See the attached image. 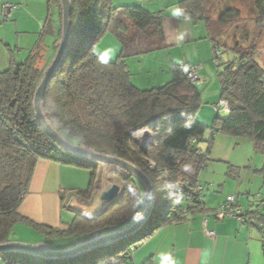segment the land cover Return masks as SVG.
Returning <instances> with one entry per match:
<instances>
[{
  "label": "trees",
  "instance_id": "trees-1",
  "mask_svg": "<svg viewBox=\"0 0 264 264\" xmlns=\"http://www.w3.org/2000/svg\"><path fill=\"white\" fill-rule=\"evenodd\" d=\"M7 1L0 0V5ZM71 2L70 40L65 58L47 89L45 115L72 143L128 161L148 175L157 196L148 223H153V229L129 245L126 240L146 227L120 241L58 260L2 253L5 264H131L132 244L164 226L184 222L195 211L205 210L200 176L209 162L217 133L250 140L264 156V68L258 49L264 38V0L180 3L183 17L205 23L214 50L222 56L228 54L227 61L216 67L220 101H228L229 113H217L212 126L197 120L201 94L198 85L188 81L184 67L175 66L174 78L161 87L142 90L132 83L128 59L168 48L162 13H151L140 6L118 7L114 0ZM49 5H56L59 11L51 56H45L42 46H38L24 62L11 59L8 69L0 72V244L10 241L18 224L28 222L18 210L29 193L38 160L91 169L94 180L103 165L69 155L35 117L34 93L54 57L62 29L60 0H52ZM244 8L251 12V18L245 19L248 27H240ZM233 28L240 32L239 37L230 38L228 31ZM108 35L121 47L115 61L95 51ZM203 143H208L206 149ZM110 167L122 183L121 195L106 204L99 215H77L67 230L38 225L34 228L46 235V240L62 238L73 244L94 233L108 234L133 224L144 209L141 202L145 190L128 172ZM181 188L183 195L178 193ZM92 191L93 185L83 194L91 195ZM162 196L171 200L160 204ZM184 196L190 200L185 201ZM258 208L259 204L253 201L247 214L264 223V211L259 214ZM157 209L164 213L158 214Z\"/></svg>",
  "mask_w": 264,
  "mask_h": 264
},
{
  "label": "crops",
  "instance_id": "crops-1",
  "mask_svg": "<svg viewBox=\"0 0 264 264\" xmlns=\"http://www.w3.org/2000/svg\"><path fill=\"white\" fill-rule=\"evenodd\" d=\"M8 1L14 4L15 9L10 13L7 21L12 19L13 22L20 25L23 15L29 13L26 18L23 17V22H28L29 27L31 24L36 26V29L31 33L34 34L35 39L37 35V40L33 44L29 56L38 46H42L41 51L47 56L48 51H52L59 23L58 21L52 29L48 22L49 18L45 21V3L49 5L48 0H45L46 2L43 0ZM182 1L114 0L115 6L118 7L140 6L148 12L163 14L164 32L168 48L150 54L148 57L127 60L128 66L132 64V66H129L132 72L134 67L137 68V65H142L147 58H154L156 64L164 67L158 79L153 76L132 78V83L142 90L161 87L170 82L172 80L170 72H166L165 68L174 69L175 66L192 65L198 67L200 81L197 84H199L200 92L207 93L211 82L214 81L216 75L214 46L208 38L207 27L201 21L195 22L182 16L180 7ZM2 11L3 6H0V26L3 23ZM43 22L46 23L43 32L45 29L50 30L52 37H54L52 38V46L49 49L39 39L41 36L39 31ZM109 37L111 36L108 35L101 44ZM108 40L109 43L116 46V49L117 45L120 47L117 41L116 45L112 43L111 39ZM17 50H19V47H17ZM10 61V55H5L2 62H0V71H3L2 69L7 70ZM213 113L212 109L200 110L197 120L210 126ZM253 149L254 153L259 154L262 159L243 164L240 161L231 162L232 164L228 162L235 171L233 174L228 171L224 175L223 187L221 188L222 194L217 199L215 196L212 199L208 195L205 200L203 194L204 211H195L189 214L184 222L164 226L145 240L139 241L132 252L131 264H264V242L257 227L251 224L240 225L237 219L230 217L218 220L214 215L215 211L226 202L228 196H237V204L245 212L251 209L255 197L261 196L264 198V156L255 150L254 144ZM251 160L252 158H249L248 161ZM243 169H245L244 172L247 175L242 173ZM237 171L238 174L235 173ZM244 176L246 179H244ZM97 180L98 178L94 180L91 169L64 162L38 160L29 193L18 210L20 216L28 222L20 223L17 226L22 225L30 229L31 231L28 234L31 240L10 239V242L25 244L50 243L52 249L56 250L72 247L74 243L69 244L67 239L54 238L46 240V235L35 229L34 225L67 230L77 215L94 217L82 213V210H98L99 212L93 215H99L106 207V203L101 200V195L105 190L100 188L101 186L97 183ZM205 180L209 182L211 179L206 178ZM202 184L200 181L201 186ZM92 185V194L85 196L83 193L88 191ZM94 198L101 200L96 206L93 202ZM16 227L14 230L17 229ZM18 230L27 233L19 227ZM206 231H213L216 236L210 238L207 236Z\"/></svg>",
  "mask_w": 264,
  "mask_h": 264
},
{
  "label": "rangeland",
  "instance_id": "rangeland-1",
  "mask_svg": "<svg viewBox=\"0 0 264 264\" xmlns=\"http://www.w3.org/2000/svg\"><path fill=\"white\" fill-rule=\"evenodd\" d=\"M243 12H244L243 13L244 21L240 23V27H244V26L248 27L245 24V19L251 18V14H250L251 12L250 10L248 11L247 8H244ZM28 14L26 15L24 14L23 17L26 18ZM45 15H46L45 21H47V19L49 18L48 22L50 23L53 29V27L56 26L57 22L59 21V11H58L57 6L56 5L49 6L45 3ZM23 17H22V20H20V25L13 22L12 19L9 21H5V19L2 17L3 23H2V26H0V62H2V59L5 55L7 56L10 55L11 59L13 60L15 59V61L18 63L24 62L29 57L31 49L33 48V44H35L37 40V35L35 39L34 34L31 33L32 31L36 29V26L35 24H31L29 27L28 22L27 23L23 22ZM45 25L46 23L43 22L42 28L39 31V34L41 35L39 39L49 49V47L52 46V43H53L52 38L54 37H52L50 30L45 29L43 32ZM249 27L253 29V25H249ZM228 35L230 36V38H233L235 36L237 38L239 37L240 32L236 28H233V29H229ZM108 39H111V41H113L112 43H115V44L117 43L116 40L111 36L107 38V40H105L102 44L101 43L98 44L95 51L97 53L102 54L107 60L115 61L117 60L121 52V47H119L117 43L116 44L117 49H116V46L109 43ZM33 41L34 43H32ZM230 44L233 45L232 40L230 41ZM17 47H19V50H17ZM258 49H259V60H260L259 62H260V65L264 68V38L261 40V42L258 43ZM51 53L52 51L49 50L48 55H47L48 58L49 56H51ZM148 56L149 55H147L146 57ZM227 59H228V54L227 55L224 54L222 56V61L226 62ZM44 64L45 63L42 62L41 66L43 67ZM130 65L132 66V64H129V66ZM169 68L170 67L165 68V71L166 72L169 71L171 75L170 77L173 79L174 71L172 68L170 69ZM2 70L4 71V69ZM161 70H164V67H162L160 64H156L154 58H147L142 65H137V68L134 67V71L132 72L131 70V73H132V78L133 77L141 78L142 76H149V77L153 76V77H156V79H158L160 75L162 74ZM3 71H0V72H3ZM215 71H216L215 72L216 75H215L213 83L211 82V85L209 87L210 89L207 91V93L200 92L201 104H202L200 110L212 109L214 111L213 120L211 121L212 124L210 126L213 125L214 120L216 118V114H217L216 107L220 102V95H221V85L218 79L217 67L215 68ZM210 136H211V132H208L206 135V138L209 139ZM202 146L204 149H206L208 146V143H203ZM250 149H251V153H250ZM249 158H252V160L248 161ZM256 159H262V157L259 154L254 153L253 144L250 140L239 139V138L232 137L226 134L217 133L215 135V138L212 144L211 154L209 155V162L207 163L206 168L202 171L201 176H200V181L203 183L202 184L203 189H205L203 192L204 200L207 198L208 195L212 199H213V196H215L217 199V197H219V195L222 194L221 188L223 187L222 185H223L224 175L228 171H230V174H233L235 171L233 168L230 167L231 165H229V163L232 164L231 162L240 161V163L243 164L246 162H254L256 161ZM101 167L102 168L97 175V178H98L97 183L101 186L100 188H103L105 191H107L115 184L119 185L122 188V183L118 179L113 168L108 165H102ZM244 171L245 169L242 170L243 174H245ZM235 173L238 174V171ZM206 178H210L211 180L208 182L205 180ZM244 179H246V177ZM145 198H146V194H144L143 200L141 202L142 203L141 206L143 207H145V203H146ZM170 200L171 199L169 197L162 196L160 204L167 203ZM93 202H95V206H96L98 202H101V200L94 198ZM81 212L84 214L96 216L93 214H97L99 211L85 209V210H82ZM156 212L158 214H163L164 210L157 209ZM18 227L19 229H24L23 231L27 233H23L21 230H18ZM16 228L17 229L12 232L10 239L26 240V241L31 240L30 235L28 234L30 233L29 231H31L30 229L22 225L17 226ZM152 229H153V223L151 225L146 226V228L138 235L132 237L131 239H127L125 244L129 245L131 242L137 241L140 237H142L143 235H146ZM132 245L133 246L130 247V250L134 251V249L136 248L138 244H132ZM0 264H5L1 256H0Z\"/></svg>",
  "mask_w": 264,
  "mask_h": 264
},
{
  "label": "water",
  "instance_id": "water-1",
  "mask_svg": "<svg viewBox=\"0 0 264 264\" xmlns=\"http://www.w3.org/2000/svg\"><path fill=\"white\" fill-rule=\"evenodd\" d=\"M60 3L62 8L61 37L56 44L57 50L54 54V57L43 71L42 79L40 80L34 93L32 105L35 117L45 132L51 136L69 155L81 160H90L103 165L114 166L128 172L133 177H135L142 184L145 190L146 203L140 216L133 224L125 229L114 231L108 234H100L97 232L88 239L81 238L76 240L72 247L57 250L52 249V245L50 243L25 244L9 241L0 244V254L12 253L43 260H58L76 257L93 251L94 249L101 246H106L137 234L140 230L148 225L157 202L154 184L144 171L130 162L120 159L116 156L99 153L85 146L72 143L52 125L50 120L45 115L44 104L47 89L65 58L70 40L72 2L71 0H60ZM120 195L121 187L115 184L110 189L102 193L101 200L106 204H110L117 200Z\"/></svg>",
  "mask_w": 264,
  "mask_h": 264
},
{
  "label": "built area",
  "instance_id": "built-area-1",
  "mask_svg": "<svg viewBox=\"0 0 264 264\" xmlns=\"http://www.w3.org/2000/svg\"><path fill=\"white\" fill-rule=\"evenodd\" d=\"M49 3H52V0H49ZM15 6L11 2H6L3 6L2 15L4 19H8L10 13L13 11ZM215 54V63L219 65L222 61V54L218 50H214ZM185 72L187 74L188 81L190 83L197 84L200 81L198 67L192 65H185L184 66ZM217 113L227 114L229 113V103L226 100H222L216 107ZM202 188L200 187L199 190ZM179 194L183 195V189H179ZM185 201H189V196H184ZM255 203L259 204V208L257 212L262 214L264 211V198L261 196L254 198ZM215 217L218 220H224L226 218H235L239 222L240 225L251 224L257 227L264 239V223L256 222L250 216H248L247 212H245L238 204H237V197L236 196H228L226 202L215 211ZM206 234L210 238H214L216 236L215 232L213 231H206ZM264 250V247H263Z\"/></svg>",
  "mask_w": 264,
  "mask_h": 264
}]
</instances>
